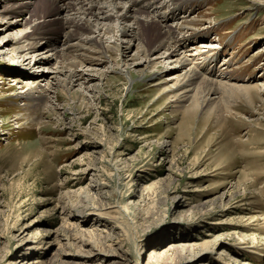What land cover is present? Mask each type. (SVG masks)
<instances>
[{
	"label": "rangeland",
	"instance_id": "rangeland-1",
	"mask_svg": "<svg viewBox=\"0 0 264 264\" xmlns=\"http://www.w3.org/2000/svg\"><path fill=\"white\" fill-rule=\"evenodd\" d=\"M21 1L0 0V264H264V0H190L174 14L139 0L170 13L165 29L203 76L249 86L204 108L176 103L170 61L119 37L140 32L130 18L101 32L122 49L67 84L52 73L63 38L23 41L31 12H10Z\"/></svg>",
	"mask_w": 264,
	"mask_h": 264
},
{
	"label": "bare ground",
	"instance_id": "bare-ground-1",
	"mask_svg": "<svg viewBox=\"0 0 264 264\" xmlns=\"http://www.w3.org/2000/svg\"><path fill=\"white\" fill-rule=\"evenodd\" d=\"M169 1H172L174 4L172 14L178 12L186 4H191L190 0ZM39 4L42 5L41 9L38 8ZM148 7L139 0H38L36 3L25 0L24 2H18L12 8L10 7V12L18 14L19 16H21L19 12H23L26 9L31 12L32 19L28 23V31L21 37L23 41L36 39L35 41L39 43L42 40V47H56L55 41H61V38H63V44L67 47V51L64 53V50H62L52 54L54 55L55 61L59 57L56 61V63L58 62V66L56 65L52 69V73L66 74L67 72V79L65 81L67 84L75 83L82 79L83 73L78 71L77 67H83L85 61L91 65L95 62H105L110 58V55L108 56L107 54L122 49L120 43L116 41L112 44L105 45L106 41L103 40L101 32L103 30L104 36L113 33L111 37H114L116 30L109 23L112 20L123 21L130 18L133 24L137 25V28L140 29V32H136L134 28L118 26L117 34H119V37L127 41H132L138 35V41H141L139 46L141 48L139 50L142 51V57H145L144 60H146V56L151 51L156 55H160L156 58L164 57L172 63V68L181 71L179 74L171 77L175 78L174 84L178 88V92L174 95L176 103H181L188 99H193L192 101L195 103L197 98L200 97L199 99H202L200 101L201 106L203 108L209 107L211 104L216 103L215 99L217 98L214 95H217L219 90L224 91L234 89L235 87H242V89L249 87L238 86L234 83L203 76L200 73L201 70H198L200 64L195 62L196 58L193 56L194 54L187 55L185 53H179L180 47L177 45L181 43L174 36V32L170 26L165 29L166 27L163 21L168 19L170 13L168 12L169 14H166L167 12H161L155 8L150 11V8L146 9ZM7 17H15V15H10L9 13ZM158 17L161 19H158ZM151 24L158 27L155 35L156 37L158 36V40L154 47L148 50L144 45H141L142 38L140 35H143V28L149 27ZM155 36L153 34V37ZM35 46L36 44L34 43V46H29L28 49L33 51ZM23 49L24 46H21L18 50L21 51ZM86 50L90 52H86ZM161 50H163V53L160 52ZM159 72L157 70L154 74L156 75ZM154 77L152 76L151 78ZM15 78L17 77L10 76L11 80H16ZM63 86H66V84H63ZM35 89V87H30L23 95L33 98L31 91H35ZM44 91L42 88V94H38L37 96L38 102L33 105L36 109L40 107L41 98L42 106L44 105ZM148 258L154 261L152 252L149 253ZM37 262L38 260L35 259L24 261V264H36ZM242 264L249 263L248 261H243Z\"/></svg>",
	"mask_w": 264,
	"mask_h": 264
}]
</instances>
